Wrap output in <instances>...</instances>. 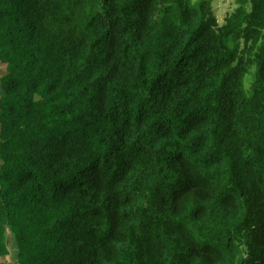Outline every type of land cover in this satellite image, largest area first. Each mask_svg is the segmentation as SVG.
I'll list each match as a JSON object with an SVG mask.
<instances>
[{
  "label": "trees",
  "instance_id": "1",
  "mask_svg": "<svg viewBox=\"0 0 264 264\" xmlns=\"http://www.w3.org/2000/svg\"><path fill=\"white\" fill-rule=\"evenodd\" d=\"M235 1L0 0V264H264V0Z\"/></svg>",
  "mask_w": 264,
  "mask_h": 264
},
{
  "label": "rangeland",
  "instance_id": "2",
  "mask_svg": "<svg viewBox=\"0 0 264 264\" xmlns=\"http://www.w3.org/2000/svg\"><path fill=\"white\" fill-rule=\"evenodd\" d=\"M236 6V1L235 0H212V10L213 13L215 14L219 24H222L224 21V18L234 9ZM252 72V71H251ZM249 72L246 77H245V89L247 90V87L249 85V78L252 76V73ZM5 73V68L4 64L0 63V78L2 75ZM2 91L0 89V98H1ZM245 94L247 92L245 91ZM9 243H11V238L9 236ZM15 247L13 243L9 246V253L5 257L4 264H15Z\"/></svg>",
  "mask_w": 264,
  "mask_h": 264
}]
</instances>
